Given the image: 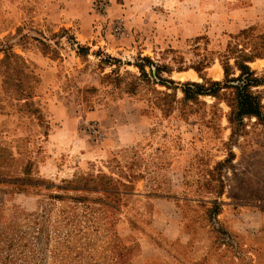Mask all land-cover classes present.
Masks as SVG:
<instances>
[{
	"label": "rangeland",
	"instance_id": "1",
	"mask_svg": "<svg viewBox=\"0 0 264 264\" xmlns=\"http://www.w3.org/2000/svg\"><path fill=\"white\" fill-rule=\"evenodd\" d=\"M100 1L91 0L95 33L85 41L80 19L48 28L26 20L4 33L0 18V264H164L142 256L148 224L133 213V193L145 178L151 193L187 199L179 205L189 230L216 226L224 205L264 213V83L251 88L260 117L240 120H231V87L184 93L191 83H228L227 62L264 51V0H137L132 9L107 0L109 22ZM120 18L118 35L111 21ZM248 64L264 78V55ZM98 110L134 113L144 137L88 159L113 140Z\"/></svg>",
	"mask_w": 264,
	"mask_h": 264
},
{
	"label": "crops",
	"instance_id": "2",
	"mask_svg": "<svg viewBox=\"0 0 264 264\" xmlns=\"http://www.w3.org/2000/svg\"><path fill=\"white\" fill-rule=\"evenodd\" d=\"M136 1L122 0L121 9L128 3L132 9V3ZM201 1L193 0L194 5L201 4ZM90 5L91 0H0V18L3 20L4 33L16 30L26 24V20H32L35 26L42 24L41 27L48 28L55 25L72 27L74 21L80 19L77 36L80 41H85L95 33L94 26L89 22ZM50 11L51 16L48 17ZM103 112L105 111H97L99 125L104 138L113 140L104 151L98 143L85 154L88 159L100 162V157H110L113 148H123L144 137L137 132L135 122L130 121L138 120L134 113L113 117ZM107 124L111 127H106ZM174 171L183 173L180 167L174 168ZM154 184L148 178L140 179L138 186L143 189L133 193V201L137 204L133 213L148 224L149 232H137L141 238L145 262L159 257L164 264H264V213H235L229 206L224 205L223 210L216 213L213 219L216 226H212L207 220L199 230H189L181 221L183 211L179 205L187 199L173 196L175 191H165L167 194L151 193L147 188ZM168 185L177 187V184L170 182ZM151 233L164 243H157ZM178 247L185 252L178 250ZM252 256L255 259L252 260Z\"/></svg>",
	"mask_w": 264,
	"mask_h": 264
},
{
	"label": "trees",
	"instance_id": "3",
	"mask_svg": "<svg viewBox=\"0 0 264 264\" xmlns=\"http://www.w3.org/2000/svg\"><path fill=\"white\" fill-rule=\"evenodd\" d=\"M246 32V31H245ZM264 51L260 52H253L251 54H245L244 52L240 51L235 56V64L232 66L229 62L224 65L225 73L227 77L228 83H223L220 81H216L212 83V86L215 88L209 90L205 88L204 85L199 83H191L190 86H194L196 89H192L191 87L186 88L184 93L186 98L192 97L194 94H211L216 96L220 90L223 88L231 87L235 94L234 96V103L232 104L234 110L232 112L231 120H240V118L244 116H256L260 117L261 115V101L260 98L255 96L251 92V88L253 86H258L264 83V78H259L256 76V73L251 69L248 62L255 60L257 57L263 56ZM238 68L240 70V75L238 77L230 78V71L232 68ZM238 81V84H230L231 82Z\"/></svg>",
	"mask_w": 264,
	"mask_h": 264
},
{
	"label": "built area",
	"instance_id": "4",
	"mask_svg": "<svg viewBox=\"0 0 264 264\" xmlns=\"http://www.w3.org/2000/svg\"><path fill=\"white\" fill-rule=\"evenodd\" d=\"M99 6L102 10V16L105 19V22H109L110 19V15H109V11H108V2L107 0H101L99 3ZM111 25L113 26L114 31L118 34H124L125 33V23L123 18H120L119 20H116L114 22L111 21ZM90 131L93 135H95L97 138H102L103 134L102 132L99 130V126L96 125V123H92L90 125Z\"/></svg>",
	"mask_w": 264,
	"mask_h": 264
},
{
	"label": "bare ground",
	"instance_id": "5",
	"mask_svg": "<svg viewBox=\"0 0 264 264\" xmlns=\"http://www.w3.org/2000/svg\"><path fill=\"white\" fill-rule=\"evenodd\" d=\"M216 72H217L218 76H221V75H222V70H221L219 67L216 68ZM188 75H192V74L189 73ZM186 76H187L186 74H182V75H181V78H186ZM195 76H196V75H195ZM218 76H217V77H218Z\"/></svg>",
	"mask_w": 264,
	"mask_h": 264
}]
</instances>
